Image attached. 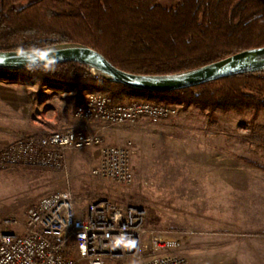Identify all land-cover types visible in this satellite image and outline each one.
I'll list each match as a JSON object with an SVG mask.
<instances>
[{
    "label": "rangeland",
    "instance_id": "1",
    "mask_svg": "<svg viewBox=\"0 0 264 264\" xmlns=\"http://www.w3.org/2000/svg\"><path fill=\"white\" fill-rule=\"evenodd\" d=\"M31 1L21 0L17 6ZM178 1L159 0L167 6ZM0 81L21 86L20 92L0 90V141H14L38 130L63 129L58 99L65 102V117L78 106L76 89L62 82L31 77ZM52 82H57L55 87L65 86V91L52 95L56 90L50 88ZM94 91L110 95L86 90V97ZM20 95L22 107L7 102ZM135 97L168 103L177 112L157 123L145 120L114 127L92 123L96 130L100 128L104 144L132 142L134 177L130 184L91 174L102 155L100 146L67 150L63 166L1 168L0 230L4 218L24 217L30 204L69 188L80 196L111 194L146 207L152 227L179 238L177 252L187 255L191 264H264V106H216L210 112L208 105L196 102L155 101L135 95H125L117 102ZM9 127L16 130L10 139L3 133Z\"/></svg>",
    "mask_w": 264,
    "mask_h": 264
},
{
    "label": "trees",
    "instance_id": "2",
    "mask_svg": "<svg viewBox=\"0 0 264 264\" xmlns=\"http://www.w3.org/2000/svg\"><path fill=\"white\" fill-rule=\"evenodd\" d=\"M0 0V49H33L81 42L115 66L142 74H166L204 65L241 50L264 46V0ZM58 81L76 89L127 96L182 100L241 109L264 106V72L222 77L171 91L134 89L107 80L76 61L29 68H0V80ZM168 104V103H167ZM255 114V112H254Z\"/></svg>",
    "mask_w": 264,
    "mask_h": 264
},
{
    "label": "built area",
    "instance_id": "3",
    "mask_svg": "<svg viewBox=\"0 0 264 264\" xmlns=\"http://www.w3.org/2000/svg\"><path fill=\"white\" fill-rule=\"evenodd\" d=\"M177 112L172 105L90 92L74 111L77 127L23 133L0 150V169L20 164L63 166L65 152L100 146L94 177L127 185L134 177L132 142L104 144L92 127L157 123ZM0 230V264H191L177 252L180 239L152 227L148 209L111 194L77 195L58 189L30 204L24 217H6ZM18 227V228H17Z\"/></svg>",
    "mask_w": 264,
    "mask_h": 264
},
{
    "label": "water",
    "instance_id": "4",
    "mask_svg": "<svg viewBox=\"0 0 264 264\" xmlns=\"http://www.w3.org/2000/svg\"><path fill=\"white\" fill-rule=\"evenodd\" d=\"M76 61L97 75L134 89L171 91L237 74L264 72V46L238 51L213 62L166 74H142L115 66L103 53L81 42H57L33 49H0V68L20 69Z\"/></svg>",
    "mask_w": 264,
    "mask_h": 264
},
{
    "label": "crops",
    "instance_id": "5",
    "mask_svg": "<svg viewBox=\"0 0 264 264\" xmlns=\"http://www.w3.org/2000/svg\"><path fill=\"white\" fill-rule=\"evenodd\" d=\"M57 82H52V83H49L50 84V88H53V87H55V84H56ZM19 87H21V86H8V85H6L5 84V81H0V90H2V89H7V88H9V89H16V90H18L19 92L21 91V88H19ZM60 87V88H59ZM55 89L56 90H52V95H53V93H57V94H59V93H61V92H63V91H65V86L63 87V86H58V87H55ZM67 89V88H66ZM45 91V90H44ZM55 91H58V92H55ZM43 93H48V92H43ZM55 95V97H59V95ZM47 94H44V96H42L41 97V99L43 98V97H45ZM61 97V96H60ZM8 103H10V105H12L11 103H13V104H15V106H16V108H17V106L19 105V106H21L22 107V105L24 104V100H23V98H22V96L20 95L19 96V98L18 97H16L15 99H14V101H11V99L10 100H8L7 101ZM6 102V103H7ZM43 103V102H42ZM58 105L61 107V109H63L62 110V116L60 117V126H62L63 127V129H66V128H69V127H77L78 125H79V122L74 118V114H70L69 115V117H65L64 116V114H63V112L66 110L65 109V102L64 101H61V100H59L58 99ZM59 121V120H58ZM15 128L13 127V128H8V129H6V130H4L3 131V133L4 134H8L7 136H5L6 138H9L10 139V137H15L14 135H15V131L16 130H14ZM12 131V132H11ZM13 139L14 138H11L10 140H4V141H0L1 143H2V145L0 144V148H2V147H4V146H6L8 143H11V141H13Z\"/></svg>",
    "mask_w": 264,
    "mask_h": 264
},
{
    "label": "bare ground",
    "instance_id": "6",
    "mask_svg": "<svg viewBox=\"0 0 264 264\" xmlns=\"http://www.w3.org/2000/svg\"><path fill=\"white\" fill-rule=\"evenodd\" d=\"M12 142H13V141H12ZM12 142H11V143H12Z\"/></svg>",
    "mask_w": 264,
    "mask_h": 264
}]
</instances>
